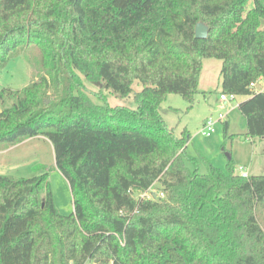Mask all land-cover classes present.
I'll list each match as a JSON object with an SVG mask.
<instances>
[{
  "label": "trees",
  "instance_id": "16d2710c",
  "mask_svg": "<svg viewBox=\"0 0 264 264\" xmlns=\"http://www.w3.org/2000/svg\"><path fill=\"white\" fill-rule=\"evenodd\" d=\"M248 1L0 0V68L33 45L41 69L0 88L16 99L0 145L44 135L72 199L61 213L47 172L0 174V264H264V174L191 170L189 132L158 110L169 93L191 106L202 59L217 58L222 91L246 97L245 135L264 138V91L249 88L264 79V3ZM84 80L121 96L142 87L134 108L110 106Z\"/></svg>",
  "mask_w": 264,
  "mask_h": 264
},
{
  "label": "rangeland",
  "instance_id": "374dc122",
  "mask_svg": "<svg viewBox=\"0 0 264 264\" xmlns=\"http://www.w3.org/2000/svg\"><path fill=\"white\" fill-rule=\"evenodd\" d=\"M264 3V0H263ZM253 5V0L247 2L246 8ZM264 28V20H262ZM221 61L217 58H203L199 73L198 92L194 94L191 106L187 100L176 93H169L160 103L159 114L174 133L179 135L186 128L190 139L184 153L187 166L203 173L207 171L208 163L218 167L225 173L234 170L240 173L245 166L254 169L257 173H264V139L256 138L253 141L245 135V118L237 107L243 95H237L235 100L221 101L222 92ZM41 75L40 56L35 46L30 45L9 57L6 64L0 68V88L21 89ZM87 94L94 102L100 103L98 96H103L102 102L110 106L127 105L135 107L133 92L141 89L142 84L135 80L133 91L127 96L113 93L103 88L99 82L84 80ZM15 98L5 96L0 101V111L10 107ZM101 102V103H102ZM189 106V107H188ZM219 112L226 113V117L217 120L215 130L210 136H203L198 132L202 119ZM228 121L227 133L232 137H225L224 121ZM232 159L229 163L228 156ZM263 171V172H262ZM48 173V180L53 194L54 205L61 213L72 212V199L69 184L55 165L53 148L44 135L25 138L14 144L0 145V174L15 178L32 177ZM159 184L156 182L150 189L155 192Z\"/></svg>",
  "mask_w": 264,
  "mask_h": 264
},
{
  "label": "built area",
  "instance_id": "2783aa9c",
  "mask_svg": "<svg viewBox=\"0 0 264 264\" xmlns=\"http://www.w3.org/2000/svg\"><path fill=\"white\" fill-rule=\"evenodd\" d=\"M249 88L254 90V91H264V79H262L261 77H258L255 81H252L250 84H249ZM236 94L235 93H230V92H220L219 94V99L221 101H231V100H235L236 98ZM226 117V113H221L219 112L216 116H213L212 114H209L208 116H206L204 118V120L202 121L201 123V126H200V129H199V133L203 136H210L211 133L214 132L215 130V123L217 120H221L223 118ZM241 176H244L246 177L248 174L247 172L242 168L240 170V173H239ZM143 195H146L148 197L150 196H155L156 195L154 194L153 191H146L142 194ZM159 195L161 196L162 193H159Z\"/></svg>",
  "mask_w": 264,
  "mask_h": 264
},
{
  "label": "water",
  "instance_id": "95a60500",
  "mask_svg": "<svg viewBox=\"0 0 264 264\" xmlns=\"http://www.w3.org/2000/svg\"><path fill=\"white\" fill-rule=\"evenodd\" d=\"M194 34L196 38H205L208 34V26L203 22H197L194 28ZM227 156L229 159L230 156L229 155Z\"/></svg>",
  "mask_w": 264,
  "mask_h": 264
},
{
  "label": "crops",
  "instance_id": "0c3cea01",
  "mask_svg": "<svg viewBox=\"0 0 264 264\" xmlns=\"http://www.w3.org/2000/svg\"><path fill=\"white\" fill-rule=\"evenodd\" d=\"M245 98H246V97L244 96L243 99H245ZM243 99H241V100H243ZM207 116H208V115H207ZM205 117H206V116H205ZM205 117H204V118H205ZM204 118L202 119V121L204 120ZM202 121H201V123H202ZM200 126H201V124H200ZM199 129H200V127H199ZM199 129H198V132H199ZM255 139H256V138H255ZM255 139H254V140L252 139V140L255 141ZM262 139H264V138H261V140H262ZM245 168H246V172H247L248 175H250V174H262V173H260V172L257 173L256 171H254V169H252V168H250V167L245 166ZM263 171H264V170H263ZM263 171H262V172H263Z\"/></svg>",
  "mask_w": 264,
  "mask_h": 264
}]
</instances>
